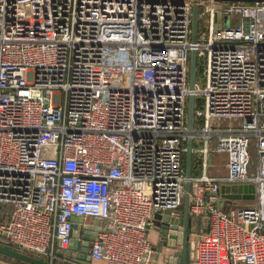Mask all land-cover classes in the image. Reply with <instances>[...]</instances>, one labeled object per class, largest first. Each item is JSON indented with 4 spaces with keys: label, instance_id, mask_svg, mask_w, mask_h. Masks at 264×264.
Listing matches in <instances>:
<instances>
[{
    "label": "built area",
    "instance_id": "obj_1",
    "mask_svg": "<svg viewBox=\"0 0 264 264\" xmlns=\"http://www.w3.org/2000/svg\"><path fill=\"white\" fill-rule=\"evenodd\" d=\"M199 3L194 45L195 0H0V244L51 264H155L149 229L183 217L193 138L192 264H264V3ZM218 155L225 177L208 173ZM236 185L255 186V207L221 204ZM77 218L89 262L68 255Z\"/></svg>",
    "mask_w": 264,
    "mask_h": 264
},
{
    "label": "water",
    "instance_id": "obj_2",
    "mask_svg": "<svg viewBox=\"0 0 264 264\" xmlns=\"http://www.w3.org/2000/svg\"><path fill=\"white\" fill-rule=\"evenodd\" d=\"M200 0H195L194 4V14H193V24H192V43L197 45L200 42ZM222 3H264V0H216ZM219 22L221 21V16L218 15ZM226 25H228V19H226ZM197 79H198V55L197 51L194 49L191 52V67H190V96L188 104V127L190 131L194 130L195 127V110H196V91H197ZM196 168L194 163V140L189 138L187 142V152H186V197L184 202V213L183 217L176 218L171 216L170 211H165L164 213H158L155 215L154 220L157 226L162 229L164 235L163 246L172 248V243L174 246L180 244L182 246V251L179 253V257L176 259V264H189L188 261V248L190 244L191 236V225L192 218L190 214V208L193 205L191 203L190 192H191V179ZM229 189L226 187L222 188L221 194L223 198H228L232 200L240 199H254L255 198V186L245 185L238 187V195L228 196L225 195L226 191ZM251 193V196H245L243 194ZM223 204V201L221 202ZM84 223V219L74 220V239L70 247L69 256L72 255L73 251L80 250V255L78 256L82 261L89 262L90 258L88 256V251L90 247V242L94 240L93 235L90 232H86L87 236L84 238V242L81 243L80 239V228L79 224ZM92 229V226H88ZM199 240V239H198ZM192 261L195 256L196 243L192 244ZM0 257L3 259H8L10 261L20 263V264H51L47 262L44 258H39L34 255L25 253L24 251L14 248L9 245L0 244Z\"/></svg>",
    "mask_w": 264,
    "mask_h": 264
},
{
    "label": "rangeland",
    "instance_id": "obj_3",
    "mask_svg": "<svg viewBox=\"0 0 264 264\" xmlns=\"http://www.w3.org/2000/svg\"><path fill=\"white\" fill-rule=\"evenodd\" d=\"M167 1H171V0H167ZM176 1H180V0H176ZM235 22L239 23V20L236 19ZM200 83H201V81H200ZM229 125H230L229 122H223L222 123L223 127H228ZM234 126L235 127H242V122L238 121V122L234 123ZM249 153H250V159H251L250 172H251V174H255L257 163H258L257 149H256L255 141L251 142ZM226 164H227V157L225 155L215 156L214 165H213V168L210 169L209 174L210 175L215 174V175H219L221 177L227 176ZM239 186H241V185H236L235 187L228 188L229 190L226 191L225 195H228V196L238 195V187ZM242 186H244V185H242ZM243 195L251 196L252 194L248 192V193L243 194ZM254 195L256 196V192L254 193ZM256 200H257L256 197L253 200L252 199L232 200V199H228V198H223V203H224V206L227 210H229L230 208H232L234 206L237 208H252V207H255L257 205ZM92 220L94 221V219H92ZM195 223L197 224L198 228L200 226V229H201V225L203 223V220H201L200 218H195ZM200 234L201 233L193 234L192 237L190 236V244H189V248H188V254L190 256H192V253H193L192 244L197 242ZM0 264H18V263L10 261L8 259H3L0 257Z\"/></svg>",
    "mask_w": 264,
    "mask_h": 264
},
{
    "label": "crops",
    "instance_id": "obj_4",
    "mask_svg": "<svg viewBox=\"0 0 264 264\" xmlns=\"http://www.w3.org/2000/svg\"><path fill=\"white\" fill-rule=\"evenodd\" d=\"M214 158H211L210 162L212 163L211 168H213L214 165ZM209 169V172H210ZM208 172V173H209ZM210 175V174H209ZM213 177H221L219 175H211ZM95 222L92 219L85 220V225H93ZM82 225L79 227L81 228ZM200 226L198 228L197 224L195 223V218H192V225H191V237L193 234H198L203 231L202 228L200 229ZM198 231V232H197ZM164 235L162 233V229L157 226V223L154 221V224L149 229V240L151 245L155 248V255L154 260L155 264H176V259L179 257V253L182 251V246L177 243V245L174 246V242L172 243V248L163 246L164 243ZM192 256L188 254V261L189 264H192ZM95 264H105L104 262H96Z\"/></svg>",
    "mask_w": 264,
    "mask_h": 264
},
{
    "label": "trees",
    "instance_id": "obj_5",
    "mask_svg": "<svg viewBox=\"0 0 264 264\" xmlns=\"http://www.w3.org/2000/svg\"><path fill=\"white\" fill-rule=\"evenodd\" d=\"M1 243V242H0ZM18 264H20V263H18Z\"/></svg>",
    "mask_w": 264,
    "mask_h": 264
}]
</instances>
